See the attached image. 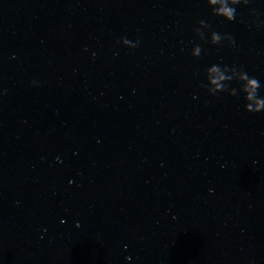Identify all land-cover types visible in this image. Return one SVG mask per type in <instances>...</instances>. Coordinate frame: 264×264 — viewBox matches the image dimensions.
I'll return each mask as SVG.
<instances>
[{"label": "water", "instance_id": "water-1", "mask_svg": "<svg viewBox=\"0 0 264 264\" xmlns=\"http://www.w3.org/2000/svg\"><path fill=\"white\" fill-rule=\"evenodd\" d=\"M223 2L0 0V264H264V0Z\"/></svg>", "mask_w": 264, "mask_h": 264}, {"label": "clouds", "instance_id": "clouds-1", "mask_svg": "<svg viewBox=\"0 0 264 264\" xmlns=\"http://www.w3.org/2000/svg\"><path fill=\"white\" fill-rule=\"evenodd\" d=\"M209 3L215 4L217 0H208ZM249 3V0H231V4H229L228 0H224L223 6L219 9L215 10V14L218 17H223L225 20L232 21L235 19L236 16V9L235 5L239 4H245L247 5ZM205 23L204 21H201ZM213 41L212 44H218L220 41V35L217 32L212 33ZM227 40H231L230 36H226ZM120 42H123L124 44H129L131 47L138 46V41L136 44H133L126 38H122ZM215 71L216 69L213 68ZM219 79H223V77H220ZM244 79H247V84H243L240 82H237L239 84V91L243 94L244 101H245V111L250 113H258L262 110H264V97H260L258 95V90L260 89V83L256 78L245 76ZM213 84H216L217 87H223V85H220L217 83V80L212 81ZM203 87V86H202ZM248 101H254L255 106H253L252 103H248Z\"/></svg>", "mask_w": 264, "mask_h": 264}]
</instances>
